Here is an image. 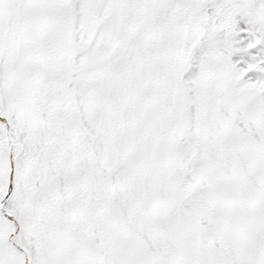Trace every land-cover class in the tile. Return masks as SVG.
I'll use <instances>...</instances> for the list:
<instances>
[{"label": "snow or ice", "instance_id": "obj_1", "mask_svg": "<svg viewBox=\"0 0 264 264\" xmlns=\"http://www.w3.org/2000/svg\"><path fill=\"white\" fill-rule=\"evenodd\" d=\"M0 264H264V0H0Z\"/></svg>", "mask_w": 264, "mask_h": 264}]
</instances>
